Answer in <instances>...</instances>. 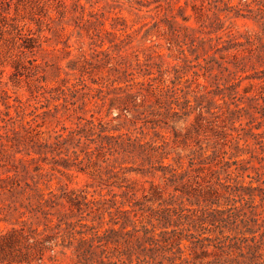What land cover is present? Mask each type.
Segmentation results:
<instances>
[{"label":"trees","instance_id":"1","mask_svg":"<svg viewBox=\"0 0 264 264\" xmlns=\"http://www.w3.org/2000/svg\"><path fill=\"white\" fill-rule=\"evenodd\" d=\"M4 3L9 7L10 0ZM188 6L190 17L185 16ZM156 8L164 11L162 36L168 49L179 54L185 72L192 71V77L185 80L187 86L202 78L212 89L203 87L207 91L194 93L191 101L178 83L156 85V74L148 66L142 68L137 62L144 74L136 80L134 68L119 63L110 83L120 84L124 96L112 99L108 110L117 105L116 119L122 113L130 115L124 131L120 123L89 114L87 105L106 96H99L98 88L97 94L88 91L78 97L79 90L87 87L82 76L74 83L62 79L52 87L37 79L24 101L9 102L11 97L3 91L0 141L3 148L4 142L9 143L3 163L21 154L34 164L49 165L50 172L87 174L93 183L89 184L91 192L44 191L38 183L48 182L50 173L35 170L39 172L30 177L31 184H25L28 190L17 191L25 193L26 203L0 205V222L11 226L0 233V264H41L44 254L55 248L70 250L72 264H264V181L259 178L264 175L260 173L264 170V131L255 132L264 127V0H239L233 6L224 0H165L164 7ZM5 18L0 10V21ZM177 18L185 23L192 18L195 27L182 25ZM226 18L250 19L259 32L243 41L231 35L223 40L219 33L225 30ZM111 27L117 31L116 23ZM129 38L126 34L120 42ZM31 42L32 38H25L20 47L31 52L35 48ZM15 71L13 79L17 80L21 73L17 66ZM156 73L161 74L160 67ZM244 80L258 82L240 90ZM214 97L220 105H215ZM218 111L224 128L235 136L227 141L222 134L224 140L216 142L210 154L205 155L198 143L196 149L181 155L168 149L167 139L145 140L149 130L156 136L162 124L184 123L195 113L191 126L199 133L203 114L219 118ZM63 115L74 118L71 126L41 130L52 120L60 123ZM174 137L180 135L174 132ZM171 154L172 163L164 164ZM227 154L250 156L229 163L224 161ZM216 158L222 168L235 166L233 171L224 170V177L209 180L200 177L203 165L211 169ZM253 160L258 167L251 164ZM131 174L159 178L162 186L150 183L149 193L138 198L134 181L128 177ZM17 175L14 171L0 182L17 179ZM244 177L250 179L247 186L241 181ZM253 181L257 186L251 185ZM57 207L68 212L61 213ZM13 215L17 216L14 220Z\"/></svg>","mask_w":264,"mask_h":264},{"label":"rangeland","instance_id":"2","mask_svg":"<svg viewBox=\"0 0 264 264\" xmlns=\"http://www.w3.org/2000/svg\"><path fill=\"white\" fill-rule=\"evenodd\" d=\"M158 1L159 3H155ZM164 1L10 0V5L7 7V4L4 3L6 0H0V10L6 17L4 22L0 21V111L2 113L5 111V107L2 104L5 100L3 91H6L11 97L9 102H13L12 99L24 101L30 98V90L37 84V79L40 80L41 85L52 87L62 79L74 83L82 76L83 82L89 89L87 87L80 89L77 93L78 97L88 91L97 94L96 90L98 88L101 90L99 96H106L104 101L97 99L95 100L96 103L93 102L87 105V108L91 110L89 114L92 113L95 119H101L104 122L111 120L113 124L120 123L124 126L122 129L124 131L129 126L130 115L124 116L122 113L120 118L116 119L119 114L116 109L117 105L111 111L108 110L109 102L112 99L124 96V93L118 89L120 84L110 83L115 74V67L119 68V63L129 64L134 68L136 80H142L144 74V71L137 66V62L140 63L142 68L145 65L148 66V69L156 74V85H171V82L178 83L177 87L184 88V90L189 92L188 98L191 101L194 93L200 95L207 90H211L212 88L202 78L193 81L189 87L187 86L188 83H185L186 79L192 77V71L185 72L184 64L179 59V54L174 50L168 49L162 36L164 11L156 7L158 5L164 7ZM224 1L228 2L229 6H233L239 0ZM139 4H149V6L143 7ZM7 9L8 11H5ZM173 13H175V10L173 11L172 8ZM191 15L192 10L188 6L185 10V16L190 17ZM176 21L182 25L195 27L192 18L186 23L180 18H177ZM115 23L117 24V31H114L111 27ZM113 32L119 37H113L111 34ZM258 32L257 24L250 19L226 18L225 30L219 35L223 36V40L226 39V35H231L243 41L245 37L254 36ZM126 34L130 38L126 42L121 43L120 40L124 39ZM25 38H32L31 43L35 45L33 51L30 52L20 47L22 40ZM105 50L107 53L103 52ZM136 55L138 58L135 57ZM16 66L21 75L18 76L17 80H14L13 74L16 73ZM158 67L161 70L160 75L156 73ZM177 69L180 71L179 75L176 73ZM221 76L225 78L226 75ZM93 80L100 87L94 84ZM105 80H109V82L107 83ZM257 82L244 80L240 85V90L248 84ZM203 87H207V90H203ZM207 99H204V101ZM213 99L215 105H220L218 97ZM151 101L153 103L154 100ZM204 101L202 103L203 106L206 104ZM128 108L131 109L130 104H128ZM213 111L216 112V109ZM10 112L13 114V109ZM195 115L196 113L191 115L184 123L174 120L168 126L162 124L160 128H156V136L149 130L146 133L145 140L161 142L163 139H167L170 144L168 149L174 148L181 155H187L192 149H196L198 143L204 148L205 155H207L211 153V149L216 142L221 143L224 140L222 134L225 133V140L227 141L235 136V132L224 128L221 111H218L217 116L219 118L204 113L203 120L200 121V132L195 133L191 126L194 124ZM66 117V115H63L58 124L55 120L46 123L41 130L53 128L57 130L61 125L71 126L74 118L67 119ZM244 122H246V119L242 120V124ZM262 131H264V127L255 130L256 133ZM174 132L180 135L178 139H175ZM187 133H189V136L185 140L184 137ZM239 143L242 144L243 141ZM249 143L252 144L253 141L249 140ZM4 144H6L5 148L1 146L0 141V179L7 175H12L14 171H17L18 175L17 179L13 178V180L5 183L0 182V205L10 202L26 203L25 193L19 194L17 191L20 188L28 190L25 184H31L30 177L37 175L39 172L35 170H40L41 173H50L48 182L42 179L38 183V187L44 191L58 192L61 188L67 191L81 189L87 192L92 191L89 184L93 183V180L87 174L75 171L64 173L50 172L51 168L49 165L41 162L34 164L28 161V157H23L21 154L15 155L11 160L6 159L7 163H3V160L7 158L6 151L9 147V143L4 142ZM224 148L230 153L232 152L228 147ZM229 154L224 158V161L229 163L243 158L249 159L250 156V154H246L231 158ZM173 156L174 154H171L169 159L164 160V164L172 163L171 158ZM218 159L216 158L211 164V169H207V165H203V170L205 171L200 174V177L205 176V179L209 180L212 176L219 175L224 177V170H227V172L233 171L235 166H231L228 169L222 168L221 165L217 164ZM251 164L258 167V163L255 160L251 161ZM2 165L4 166L2 167ZM207 170H215V172L210 173ZM263 171L260 170V173H264ZM248 173L253 175L251 171ZM193 175L195 176V174ZM128 177L131 181H134V189L138 198L149 193L150 183L162 186L159 178L142 179L134 174ZM259 178L264 181V175ZM241 181L247 186L250 179L244 177ZM258 184L263 186L261 183ZM251 185L255 187L257 183L253 181ZM57 209L61 213L68 212L66 208L57 207ZM16 217V215H13L12 220ZM10 228V225L0 222V233H4ZM72 263L73 258L70 250L55 248L53 252L44 254L41 264Z\"/></svg>","mask_w":264,"mask_h":264}]
</instances>
